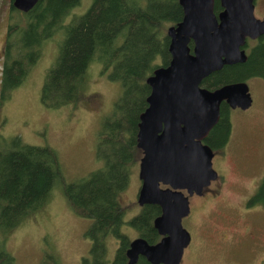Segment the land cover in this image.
<instances>
[{"label":"trees","instance_id":"1","mask_svg":"<svg viewBox=\"0 0 264 264\" xmlns=\"http://www.w3.org/2000/svg\"><path fill=\"white\" fill-rule=\"evenodd\" d=\"M80 1L38 0L23 12L14 8L11 0L1 96H8L22 84L44 44L60 34L56 57L40 89L42 105L55 109L76 101L84 86V73L93 62L100 64L102 71L109 70V78L121 86V94L102 119L96 138L102 164L86 177L67 183L51 147L23 143L17 136L0 143V264H16L5 248L7 238L30 212L48 200L54 187L60 188L76 215L91 220L86 230L91 246L81 264L127 263L126 250L131 240L120 231L126 208L119 195L140 159L136 134L139 115L147 107L150 93L146 78L156 67L168 64L167 28L181 20L182 8L178 0H90L82 15L64 23ZM255 55L258 58L253 61L251 73L259 75L264 58L259 53ZM236 70L231 71L232 80L240 76V70ZM256 193L253 201L264 207V177ZM158 213V206L144 205L127 224L138 236L153 243L158 237L153 218ZM109 236L117 240L112 260L107 257ZM52 254L46 253L42 262L60 264ZM136 264L151 263L139 256Z\"/></svg>","mask_w":264,"mask_h":264},{"label":"rangeland","instance_id":"2","mask_svg":"<svg viewBox=\"0 0 264 264\" xmlns=\"http://www.w3.org/2000/svg\"><path fill=\"white\" fill-rule=\"evenodd\" d=\"M10 2L0 0V82ZM89 5L90 0H81L64 23L82 15ZM259 8L263 10L264 4L260 3ZM60 36L57 34L44 44L39 59L20 86L4 97L0 87V143L17 136L23 143L51 147L62 176L72 183L101 166L96 138L102 119L121 94V86L109 78V70L102 71L101 65L93 62L84 73V86L76 101L55 109L42 105L40 89L56 57ZM259 89L254 85V101L260 98ZM247 130L250 133L241 149L224 150L226 159L220 161L219 167L216 158L213 160V167L219 168L226 179L222 186L216 182L203 195L206 198L191 199V214L183 218L182 225L193 235V243L185 249L180 264H264V209L253 201L257 193H252L264 177V133ZM138 170L139 161L119 195L126 208L120 231L129 240L138 237V232L127 224L140 210L136 201L141 184ZM218 188L213 198L211 195ZM241 204L243 210L239 209ZM90 224V219L79 217L70 209L60 188L54 187L48 200L11 232L5 248L16 264H44L42 258L46 253H53L60 264H81L91 246L86 236ZM248 230L253 232L254 240L245 235ZM240 236L243 240L238 243ZM116 247L117 240L109 236V260L113 259Z\"/></svg>","mask_w":264,"mask_h":264},{"label":"water","instance_id":"3","mask_svg":"<svg viewBox=\"0 0 264 264\" xmlns=\"http://www.w3.org/2000/svg\"><path fill=\"white\" fill-rule=\"evenodd\" d=\"M38 0H12L14 8L27 12ZM182 18L167 28L170 60L146 78L150 93L139 115L136 146L141 150L137 204H155L161 213L153 227L162 238L150 244L142 236L132 239L127 263L139 256L151 264H180L190 241L182 218L189 213V196L202 194L217 172L213 151L202 142L218 118L219 103L249 106L245 83L216 90L201 81L223 64L243 62L245 37L264 34V18L254 16L253 0H178ZM161 185L167 186L162 188ZM186 190V194L183 193Z\"/></svg>","mask_w":264,"mask_h":264},{"label":"flooded vegetation","instance_id":"4","mask_svg":"<svg viewBox=\"0 0 264 264\" xmlns=\"http://www.w3.org/2000/svg\"><path fill=\"white\" fill-rule=\"evenodd\" d=\"M214 2H215V10L216 12H219L222 9L220 6V0H214ZM253 3H254V16L258 19H263L264 18V8L263 10H260L259 4L260 3L264 4V0H253ZM241 49H243L246 54L245 61L235 62L231 64H223L219 69L211 72L208 76H206L201 81V84H200L201 87H204V88H207L208 90L213 91V90H216L228 84L245 83L248 87V93L250 94V97H251V103L249 104V106L245 108L238 106V105H236L235 107H232L226 100H222L219 103L218 118L216 122L214 123V125L209 130V132L207 133L206 137L202 140V142L207 144L213 151L212 167H213V160L215 158L218 163L217 167L220 166L221 160L226 159L225 157L226 152H224V150H226L227 148L228 149L229 148L230 149L231 148L241 149L242 142L246 140L245 136L246 135L248 136V133H250L247 130L248 128L253 131L264 133V62L261 63V67H262L261 69H263L261 74L256 75V74L251 73V66L254 64L253 61H255V59L258 58V56L255 54L259 53L264 58V34H261L255 38H250L248 36L245 37L244 44L241 47ZM254 56L255 58H253ZM249 58L250 59L253 58L251 61V64H249L250 63ZM235 69H237L236 71L240 70L239 72L240 76L237 78V80L236 79L232 80L229 77H231L230 76L231 71ZM203 83H206V86L203 85ZM254 85L260 88L259 89L260 98L258 101H254V97L252 94ZM141 156H142V152H141ZM217 167L216 168L213 167V169L217 172V178L215 180H212L208 187L204 188L202 194L198 195L194 193L192 196H189L188 198L189 213L187 216H189L192 211L191 209V199L192 198L196 196L206 198L207 196L203 197V195L207 194L208 190L212 188V185L214 183L219 182L222 186V184L225 182L226 180L225 177L221 174V171H219V168ZM258 186L253 190L252 193L257 192ZM161 187L165 188L167 186L161 185ZM220 188L215 190V193H212L211 196L213 198H215ZM183 193L186 194L187 193L186 190H183ZM208 195L210 194L208 193ZM152 205H155V204H152ZM139 207L141 208L142 206H139ZM239 209L240 210L244 209L242 204L239 206ZM262 209H264V207ZM237 211H238V207H237ZM245 211L248 212V209L245 208ZM160 213H161V210L159 207V213L155 217L160 215ZM240 216H242V214H240ZM187 231L189 232V235H190V241L188 245L184 248V251L191 243H193V235L191 234L189 230ZM156 233L158 234L157 231ZM245 235L247 237L250 236L251 239L253 240L255 239V238H252L253 232L251 230H248L245 233ZM241 237L242 236L238 238V243L241 240H243V238L241 239ZM161 238L162 236L158 234L156 241L150 244H154L158 242Z\"/></svg>","mask_w":264,"mask_h":264}]
</instances>
